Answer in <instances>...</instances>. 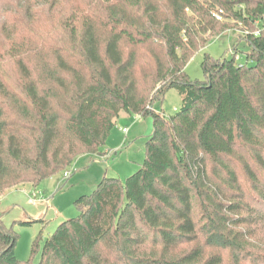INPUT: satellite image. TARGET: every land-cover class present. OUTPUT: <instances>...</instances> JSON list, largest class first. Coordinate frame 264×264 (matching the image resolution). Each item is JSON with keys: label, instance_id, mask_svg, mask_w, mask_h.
Instances as JSON below:
<instances>
[{"label": "trees", "instance_id": "16d2710c", "mask_svg": "<svg viewBox=\"0 0 264 264\" xmlns=\"http://www.w3.org/2000/svg\"><path fill=\"white\" fill-rule=\"evenodd\" d=\"M32 2L14 13L28 25ZM35 2L56 32H0L17 79L0 76V194L98 153L121 113L153 127L138 170L79 197L38 264H264V0ZM234 28L251 64L204 55L190 79L194 52ZM169 89L166 118L150 108ZM16 241L0 223V264H33Z\"/></svg>", "mask_w": 264, "mask_h": 264}, {"label": "rangeland", "instance_id": "374dc122", "mask_svg": "<svg viewBox=\"0 0 264 264\" xmlns=\"http://www.w3.org/2000/svg\"><path fill=\"white\" fill-rule=\"evenodd\" d=\"M30 4L40 10L33 25H28L22 15H14L15 10L26 5V0H0V32L5 29L15 33L36 32L40 37L44 32H56L53 30L58 26L55 15L42 9L40 2L33 0ZM5 44V39L0 36L1 50ZM249 51L248 43L238 37L234 28L195 51L185 66V72L192 80H202L200 64L204 55L214 59L233 57L237 65L251 64L246 59ZM0 72L8 85H15V69L10 63L0 59ZM180 105L178 93L169 89L161 99L152 103L150 109L167 118L173 116ZM123 129H127L126 134L122 133ZM152 132L150 117L140 118L121 113L98 153L79 156L70 168L41 181L36 187L25 185L0 194V223L17 234L15 257L20 261L31 259L33 264H38L47 237L62 222L77 216L74 202L79 197L90 195L103 178L124 181L138 170L144 161L145 142ZM65 173H70L69 177L64 178ZM32 194H37L38 202L35 205L28 203ZM38 238V250L31 257V246Z\"/></svg>", "mask_w": 264, "mask_h": 264}, {"label": "built area", "instance_id": "2783aa9c", "mask_svg": "<svg viewBox=\"0 0 264 264\" xmlns=\"http://www.w3.org/2000/svg\"><path fill=\"white\" fill-rule=\"evenodd\" d=\"M217 19H219V17H217ZM122 133L123 134H126L127 133V129H123L122 130ZM69 175H70V173L69 174L68 173H65L64 174V178L69 177ZM37 202H38V200H37V194H32L31 196H29V199H28V203L29 204L35 205V204H37Z\"/></svg>", "mask_w": 264, "mask_h": 264}]
</instances>
